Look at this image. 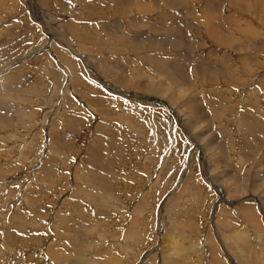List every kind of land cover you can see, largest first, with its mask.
<instances>
[{"label": "rangeland", "instance_id": "1", "mask_svg": "<svg viewBox=\"0 0 264 264\" xmlns=\"http://www.w3.org/2000/svg\"><path fill=\"white\" fill-rule=\"evenodd\" d=\"M143 1L0 0V264L264 253V0Z\"/></svg>", "mask_w": 264, "mask_h": 264}, {"label": "bare ground", "instance_id": "2", "mask_svg": "<svg viewBox=\"0 0 264 264\" xmlns=\"http://www.w3.org/2000/svg\"><path fill=\"white\" fill-rule=\"evenodd\" d=\"M143 1V0H142ZM175 1V0H174ZM144 2V1H143ZM184 2V1H183ZM187 3V2H186ZM124 4V3H123ZM136 4V3H135ZM176 4V3H175ZM125 5H127V4H124V6ZM137 6V5H136ZM146 6H148V5H146ZM161 6V5H160ZM185 6V5H184ZM127 7V6H126ZM132 7V6H131ZM141 7V6H140ZM144 7V6H143ZM142 7V8H143ZM147 8V7H146ZM217 8L220 10V6L219 5H217ZM141 9V8H140ZM124 10V9H123ZM129 10V9H128ZM178 10V9H177ZM151 11V10H150ZM166 16V15H165ZM229 17V18H228ZM172 18V17H171ZM228 18V19H227ZM175 19V18H174ZM204 19V18H203ZM205 19H207L206 17H205ZM222 19H224V20H228V25H233L234 27H236L235 26V24L233 23V21H234V19H233V15H230V14H224V16H223V18ZM208 20V19H207ZM214 20V19H213ZM223 20V21H224ZM230 20H233V21H230ZM166 21V20H165ZM177 21V20H176ZM167 23H168V21H166ZM170 22H172V20L170 21ZM204 22H206V20L204 21ZM209 22V21H208ZM207 22V23H208ZM179 23V22H178ZM187 24V23H186ZM222 24V23H221ZM164 25V24H163ZM170 25V24H169ZM166 26V25H165ZM208 29L205 27V29L203 30V32L204 33H206V34H209L210 35V38L211 39H213V40H216V41H218V43H220L222 46H226L227 48H231L232 47V45H231V41L230 40H227V39H225V38H223L222 36H220V35H218V32H217V30L214 28V25L212 26V23H210V24H208ZM226 26V25H225ZM169 28V27H168ZM238 28V27H237ZM117 29H118V27H117ZM193 29V28H192ZM196 29V28H195ZM194 29V30H195ZM167 30V29H166ZM116 31H118V30H116ZM170 31L172 32V34H170L171 35V37H173L174 38V36L175 37H177V38H181L182 36H185V34L186 33H189V31L190 32H192V30H190V28H184V26L182 27V26H175V27H173L172 29H170ZM169 36V35H168ZM170 37V36H169ZM171 40L172 39H170V40H168V41H164L166 44H170L171 43ZM175 40V39H174ZM186 40H187V38H186ZM155 41V40H154ZM191 41V40H190ZM233 41V40H232ZM170 42V43H169ZM174 42V41H173ZM175 42H177V41H175ZM174 42V43H175ZM188 42V41H187ZM185 43V47H189L190 46V43L189 44H186V42H184ZM177 44H179L178 42H177ZM177 44H174V45H176V46H179V45H177ZM182 44V43H181ZM253 44V43H252ZM173 45V44H172ZM263 46V45H262ZM242 47V46H241ZM188 50V49H187ZM195 50V49H194ZM208 54V53H207ZM57 55V54H56ZM258 58V57H257ZM257 58H255L254 60H252L253 62H255L254 64H258L259 63V61H258V59ZM221 60V59H220ZM220 60H219V62H220ZM223 60V59H222ZM221 60V61H222ZM244 60V59H243ZM203 61V60H202ZM185 62V61H184ZM242 62V61H241ZM180 63V62H179ZM226 63V62H225ZM243 63V62H242ZM182 64V63H181ZM228 64V63H227ZM183 65V64H182ZM221 66V65H220ZM219 66V67H220ZM212 67L213 68H215L213 65H212ZM227 67H229V65L227 66ZM174 68H176V70H177V66H175ZM222 68H224V67H222ZM230 68V67H229ZM218 69V71H220L219 70V68H217ZM179 70V69H178ZM182 70V69H181ZM186 70V69H185ZM200 70V69H199ZM187 71V70H186ZM190 71V70H189ZM231 71V70H230ZM214 72L215 73H219V72H217L216 71V68L214 69ZM182 73V72H181ZM185 73V72H184ZM224 73H226V72H224ZM178 74V73H177ZM99 75V74H98ZM215 75H220V74H215ZM231 75V74H230ZM229 74H228V77L230 76ZM233 75V74H232ZM186 76V75H185ZM184 76V77H185ZM202 76V75H201ZM224 76V75H223ZM222 76V77H223ZM236 75H234V77H235ZM182 77V76H181ZM187 77V76H186ZM211 77V76H210ZM213 77V76H212ZM216 77H218V76H216ZM215 77V79H217ZM20 78H21V76H20ZM26 78V77H25ZM225 78H226V75H225ZM188 79V78H187ZM20 80H22V78L20 79ZM183 80H185V78L183 79ZM222 80V79H221ZM231 80V79H230ZM26 81V80H25ZM21 83V82H20ZM234 100V99H233ZM160 101V100H159ZM259 134V133H258ZM203 138V137H202ZM204 140H205V138H204ZM203 140V141H204ZM202 141V142H203ZM200 142V141H199ZM205 142V141H204ZM203 142V143H204ZM101 143V142H100ZM199 144V143H198ZM202 144V143H201ZM205 144V143H204ZM247 144V143H246ZM259 144V143H258ZM201 146V145H200ZM202 146H203V144H202ZM201 146V147H202ZM216 146H218V145H216ZM247 146V145H246ZM199 147V146H198ZM205 147V146H204ZM207 147H209V145H207ZM206 147V148H207ZM219 147V146H218ZM200 148V147H199ZM215 148V147H214ZM252 148V147H251ZM202 149V148H201ZM205 149V148H204ZM211 149V148H210ZM217 148H215V150H216ZM207 150V149H206ZM247 150V149H246ZM205 151V150H204ZM203 151V152H204ZM249 151V150H248ZM254 151V150H253ZM207 152V151H206ZM223 152H224V150H223ZM250 152V151H249ZM222 153V152H221ZM227 154V153H226ZM203 155V154H202ZM218 155H220V152H219V154ZM252 155V154H251ZM206 157V156H205ZM221 157V159H222V156H220ZM221 159H220V161H221ZM226 159V158H225ZM207 160V159H206ZM209 160V159H208ZM241 160V159H240ZM217 161H219V160H217ZM250 161V160H249ZM240 162V161H239ZM244 163V162H243ZM264 163V162H263ZM218 163H216V165H217ZM242 164V163H241ZM211 165V164H210ZM243 165V164H242ZM246 165V164H245ZM219 166V165H218ZM242 171V170H241ZM244 171V170H243ZM242 171V172H243ZM240 173V172H239ZM238 173V174H239ZM244 173V172H243ZM249 173V172H248ZM241 174V173H240ZM245 174V173H244ZM231 176H232V174H231ZM234 176H235V174H234ZM242 177H243V175H242ZM248 177V176H247ZM211 178V177H210ZM244 178V177H243ZM234 179V178H233ZM245 179V178H244ZM259 180V179H258ZM230 181V180H229ZM244 181V180H243ZM242 182V181H241ZM256 182H251L250 181V178H249V184H250V188H249V190L247 191L248 192V197L249 198H252L250 201L251 202H254V203H257V205L259 206L260 205V208H261V210L263 211V213H264V204H262L261 203V201H260V198L262 197V198H264L263 196H261V193H260V190H262V191H264L259 185H256L255 184ZM264 183V182H263ZM48 185V184H47ZM219 185H221L222 186V184H219ZM76 186H78V185H76ZM98 194V193H97ZM110 195V194H109ZM263 195V194H262ZM81 196V195H80ZM261 198V199H262ZM80 201V200H79ZM109 201V200H108ZM230 202V201H229ZM23 203V202H22ZM108 204V203H107ZM251 208V207H250ZM253 209V208H252ZM79 212V211H78ZM262 216V215H261ZM262 218V217H261ZM263 220H264V215H263ZM64 222V221H63ZM264 227V226H263ZM76 228V227H75ZM248 228V227H247ZM26 228H24V230H25ZM63 229V228H62ZM20 230V229H19ZM57 231V230H56ZM64 231V230H63ZM245 231V230H244ZM248 231V230H247ZM252 231V230H251ZM253 232V231H252ZM251 232V233H252ZM73 233V232H72ZM250 232H244V233H240V234H237L236 235V238L234 239V241H236V239L238 240V244H239V251H240V253H242L243 252V255L245 254V260H244V264H264V253H262L259 257H258V259L257 260H255L254 259V257H253V250H254V248L251 246V244L250 243H252V244H255L254 243V240L256 241V238H259V235H257V236H254V235H252ZM260 233H262V231L260 232ZM27 234V233H26ZM73 234H75V233H73ZM79 234V233H78ZM256 234H257V232H256ZM101 235V234H100ZM261 235V234H260ZM264 234L262 233V236H263ZM78 236V235H77ZM100 237V236H99ZM175 237V236H174ZM261 237V236H260ZM68 238V237H67ZM74 238V237H73ZM76 238V237H75ZM79 238V237H78ZM101 238V237H100ZM172 238V237H171ZM263 238V237H262ZM72 240H74V239H72ZM258 240V239H257ZM263 240V239H262ZM30 241H35V238H33L32 237V239L30 240ZM37 241V240H36ZM69 241H71V240H69ZM180 240H177V243H175L174 244V246H172L173 247V249H172V251H173V255H174V257L172 256V255H168L167 257H163L162 256V259H163V261H161L160 260V262L158 263V264H192V261L194 260V258L196 257V255H198L199 254V256H200V254H202V253H204V248L202 247V248H199V249H196V247H194L193 249H190V247L189 246H187L188 244H186V243H181V242H179ZM59 242V241H58ZM189 242V241H188ZM233 242V241H232ZM259 242V241H258ZM178 243H181V244H178ZM192 243V242H191ZM52 244V243H51ZM67 244H69V243H67ZM25 245V244H24ZM57 245V244H56ZM60 245V244H59ZM185 245V246H184ZM52 246V245H51ZM64 246V245H63ZM75 246H76V244H75ZM255 246V245H254ZM72 247V246H71ZM62 248H64V247H62ZM65 248H67V247H65ZM95 248V247H94ZM52 249V248H51ZM24 250V249H23ZM55 250V249H54ZM57 250V249H56ZM59 250V249H58ZM71 250V249H70ZM256 250V249H255ZM254 250V251H255ZM261 250H263L264 251V249L262 248ZM72 251V254L73 255H76V257H78V258H81L82 257V259L80 260V261H76V260H72V261H69V262H67L66 260H64L65 262H66V264H99L100 262V256H95V255H93L94 253H95V250H93V249H89L86 245H79V246H77V247H75L73 250H71ZM70 251V252H71ZM7 252V251H6ZM13 252V251H12ZM50 252V251H49ZM62 252V251H61ZM64 252H66V251H64ZM102 253V252H101ZM117 253V252H116ZM51 254V253H50ZM50 254H49V256H50ZM259 254H260V252H259ZM42 255V254H41ZM68 255V254H67ZM66 255V256H67ZM109 255V254H108ZM115 256H117L116 254H114ZM38 256V255H37ZM40 256V255H39ZM56 256V255H55ZM111 256V255H110ZM35 257V256H34ZM112 257V256H111ZM68 258V257H67ZM113 258H114V256H113ZM180 260H179V259ZM65 259V258H64ZM69 259V258H68ZM237 259V258H236ZM109 260H112V259H109ZM198 260V259H197ZM226 260V259H225ZM108 260L106 259V263H108L107 262ZM185 261H187L188 263H186ZM195 261H196V259H195ZM21 262H23V261H21ZM25 262V261H24ZM51 263H53L52 261H50ZM59 262H61L60 260H59ZM64 262V263H65ZM158 262V261H157ZM220 262V261H219ZM231 262V264H233V262L232 261H230ZM4 263V262H3ZM31 263V262H30ZM63 263V262H62ZM113 263V262H112ZM200 264H203V262L201 261V262H199ZM222 264H228V262H226V261H222L221 262ZM32 264H41V262L40 261H38V259H34V260H32ZM50 264V263H49ZM53 264H56V262H54ZM58 264V263H57ZM103 264V263H102ZM109 264V263H108ZM114 264H118V263H114ZM197 264V263H196Z\"/></svg>", "mask_w": 264, "mask_h": 264}]
</instances>
